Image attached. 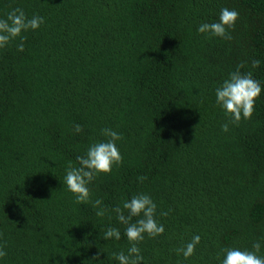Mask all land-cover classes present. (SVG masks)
<instances>
[{
  "label": "trees",
  "instance_id": "16d2710c",
  "mask_svg": "<svg viewBox=\"0 0 264 264\" xmlns=\"http://www.w3.org/2000/svg\"><path fill=\"white\" fill-rule=\"evenodd\" d=\"M17 7L44 22L23 51L0 49V264H119L130 243L111 209L141 193L165 231L145 234L140 264H222L254 242L264 257V0H0V18ZM223 8L239 13L231 40L197 31ZM241 62L262 91L233 124L215 90ZM103 128L122 134L123 161L77 204L66 169Z\"/></svg>",
  "mask_w": 264,
  "mask_h": 264
},
{
  "label": "clouds",
  "instance_id": "9594fccd",
  "mask_svg": "<svg viewBox=\"0 0 264 264\" xmlns=\"http://www.w3.org/2000/svg\"><path fill=\"white\" fill-rule=\"evenodd\" d=\"M239 13L236 10L223 8L219 15V20L212 23H202L197 31L208 34L209 37H220L225 40H231L233 37L230 30L234 29ZM44 22L41 16L33 15L27 17L22 8H14L7 13L6 18H0V49L7 47L12 41L19 38L20 43L17 45L18 51L24 50V41L26 36L23 33L29 30H36ZM260 61L253 60L251 67H259ZM245 62L237 65L236 70L229 73L227 79L216 88V103L230 118V122L238 124L240 120L251 119L254 112V105L259 98L262 88L259 81L253 78L251 71L241 72ZM223 131L227 132L229 126L227 123L221 125ZM83 129L80 125H75V131L81 132ZM101 134L108 139L91 145L86 153L77 156L79 167H73L69 163L64 177V183L74 197L77 204H87L91 202V193L88 185L100 174H110L113 165H120L123 161L121 153L116 146V142L123 139L122 134L117 133L111 128L101 129ZM138 179L143 182L146 177L141 176ZM93 208L97 209L96 215L103 217L109 213V209L103 206L100 199L92 202ZM157 205L148 194H138L132 196L130 200L123 202V207L116 206L111 209L115 212L117 220L125 226L124 234L130 243L127 254L123 251L113 253V257L119 264H140L144 257L141 255L140 248L137 246L144 240L145 234L150 238H156L162 235L165 228L158 224L156 215ZM170 211V210H169ZM168 212H162V216H167ZM133 218H136L133 221ZM119 240L121 232L116 227H109L104 232V239ZM201 237L194 235L190 242L184 247L176 249L177 254H183L184 258H190L194 255L196 246L200 243ZM261 245L259 242L252 244V250L239 248H226L222 251L225 253L222 264H264V257L257 255L260 252ZM7 255L6 251L0 246V257ZM99 252L96 254V259Z\"/></svg>",
  "mask_w": 264,
  "mask_h": 264
}]
</instances>
